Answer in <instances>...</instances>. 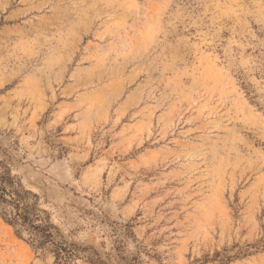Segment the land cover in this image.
Segmentation results:
<instances>
[{
	"label": "rangeland",
	"instance_id": "1",
	"mask_svg": "<svg viewBox=\"0 0 264 264\" xmlns=\"http://www.w3.org/2000/svg\"><path fill=\"white\" fill-rule=\"evenodd\" d=\"M0 159L65 264H264V0H0Z\"/></svg>",
	"mask_w": 264,
	"mask_h": 264
},
{
	"label": "trees",
	"instance_id": "2",
	"mask_svg": "<svg viewBox=\"0 0 264 264\" xmlns=\"http://www.w3.org/2000/svg\"><path fill=\"white\" fill-rule=\"evenodd\" d=\"M0 217L34 252L51 253L55 264H65L77 258V245L63 241L46 210L39 207L37 194L24 188L5 159H0ZM93 253L97 256L96 252ZM88 260L91 264H110L100 257Z\"/></svg>",
	"mask_w": 264,
	"mask_h": 264
}]
</instances>
